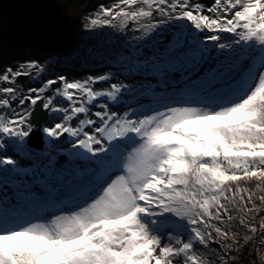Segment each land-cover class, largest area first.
<instances>
[{
  "label": "snow or ice",
  "instance_id": "snow-or-ice-1",
  "mask_svg": "<svg viewBox=\"0 0 264 264\" xmlns=\"http://www.w3.org/2000/svg\"><path fill=\"white\" fill-rule=\"evenodd\" d=\"M85 20L140 35L82 78L0 69V264H264V0Z\"/></svg>",
  "mask_w": 264,
  "mask_h": 264
},
{
  "label": "rangeland",
  "instance_id": "rangeland-1",
  "mask_svg": "<svg viewBox=\"0 0 264 264\" xmlns=\"http://www.w3.org/2000/svg\"><path fill=\"white\" fill-rule=\"evenodd\" d=\"M111 3L113 0H0V26H3L2 20L6 19L8 25L13 24L14 19L33 30L49 31L51 36V49H44L37 36H32L21 44L12 42L13 44L4 45L0 50V69L39 59L49 66V77L64 74L70 79H76L106 71L109 67L106 60L110 46L135 43L133 37L140 33L126 30L121 34L110 27L87 31L84 24L75 27L71 8L87 12L86 16H89L101 4L107 6ZM89 49H95L102 56L89 57ZM22 82L25 85L32 84L28 78ZM243 255L244 259L240 264H248L253 259L250 248L244 249Z\"/></svg>",
  "mask_w": 264,
  "mask_h": 264
},
{
  "label": "trees",
  "instance_id": "trees-1",
  "mask_svg": "<svg viewBox=\"0 0 264 264\" xmlns=\"http://www.w3.org/2000/svg\"><path fill=\"white\" fill-rule=\"evenodd\" d=\"M202 2L210 3L211 0H202ZM5 20L6 19L2 20L3 26H0V50L6 44L24 43L32 36H37V38L40 39V44L44 47V49H51V36L49 35V31L47 32L42 29L33 30L30 26H26L14 19H12L13 24L7 25V21L5 22ZM33 31L35 32L34 34Z\"/></svg>",
  "mask_w": 264,
  "mask_h": 264
},
{
  "label": "water",
  "instance_id": "water-1",
  "mask_svg": "<svg viewBox=\"0 0 264 264\" xmlns=\"http://www.w3.org/2000/svg\"><path fill=\"white\" fill-rule=\"evenodd\" d=\"M22 81H25L26 80V77L24 78H21ZM35 120H44L46 117H45V114L40 111L39 109H37V112L34 114V117H33ZM34 141H30V142H33L35 146L37 147H40L41 146V142L39 141L38 137H37V134H34ZM63 160V159H62Z\"/></svg>",
  "mask_w": 264,
  "mask_h": 264
},
{
  "label": "bare ground",
  "instance_id": "bare-ground-1",
  "mask_svg": "<svg viewBox=\"0 0 264 264\" xmlns=\"http://www.w3.org/2000/svg\"><path fill=\"white\" fill-rule=\"evenodd\" d=\"M72 10H73V9L71 8V11H72ZM86 17H88V16H86ZM86 17H85V18H86ZM85 23H86V20L84 21V23H83V24H85Z\"/></svg>",
  "mask_w": 264,
  "mask_h": 264
}]
</instances>
